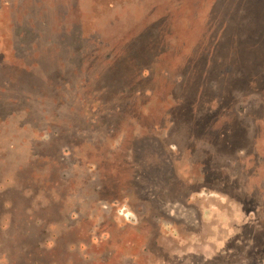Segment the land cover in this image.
<instances>
[{"label":"rangeland","instance_id":"1","mask_svg":"<svg viewBox=\"0 0 264 264\" xmlns=\"http://www.w3.org/2000/svg\"><path fill=\"white\" fill-rule=\"evenodd\" d=\"M0 264H264V0H0Z\"/></svg>","mask_w":264,"mask_h":264}]
</instances>
